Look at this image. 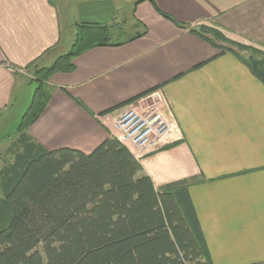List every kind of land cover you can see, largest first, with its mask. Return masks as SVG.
Here are the masks:
<instances>
[{"label": "crops", "instance_id": "obj_1", "mask_svg": "<svg viewBox=\"0 0 264 264\" xmlns=\"http://www.w3.org/2000/svg\"><path fill=\"white\" fill-rule=\"evenodd\" d=\"M115 21L143 35L53 74L28 134L47 151L88 155L118 139L126 105L161 91L170 126L161 147L136 155L125 146L157 189L200 182L188 192L211 264H264V87L234 54L190 32L214 28L264 52V0H0V119L34 69L68 51L77 24Z\"/></svg>", "mask_w": 264, "mask_h": 264}, {"label": "trees", "instance_id": "obj_2", "mask_svg": "<svg viewBox=\"0 0 264 264\" xmlns=\"http://www.w3.org/2000/svg\"><path fill=\"white\" fill-rule=\"evenodd\" d=\"M123 25L77 24L68 51L34 69L36 87L0 167V264H211L188 192L199 181L155 188L114 136L85 155L47 151L28 134L49 102L53 74L72 72L73 60L93 48L143 35L126 36ZM190 32L234 54L264 87L263 51L214 28Z\"/></svg>", "mask_w": 264, "mask_h": 264}, {"label": "built area", "instance_id": "obj_3", "mask_svg": "<svg viewBox=\"0 0 264 264\" xmlns=\"http://www.w3.org/2000/svg\"><path fill=\"white\" fill-rule=\"evenodd\" d=\"M166 100L161 91L126 105L116 117L118 140L135 150L136 155L150 154L158 150L169 130V123L160 109Z\"/></svg>", "mask_w": 264, "mask_h": 264}, {"label": "rangeland", "instance_id": "obj_4", "mask_svg": "<svg viewBox=\"0 0 264 264\" xmlns=\"http://www.w3.org/2000/svg\"><path fill=\"white\" fill-rule=\"evenodd\" d=\"M126 28H129L127 24L125 26L126 36L128 34H132V31L129 30L127 32ZM35 87V82H30L29 84L25 85L22 88L21 94L17 98L13 109L0 119V167L3 166L4 162H7L5 160L9 159L4 155V152L9 146L8 143L12 142L15 136L17 135V125L31 101V97ZM6 141L8 142L5 143Z\"/></svg>", "mask_w": 264, "mask_h": 264}]
</instances>
